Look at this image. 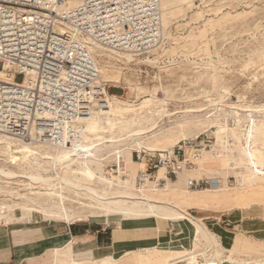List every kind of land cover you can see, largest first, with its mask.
I'll return each mask as SVG.
<instances>
[{
  "label": "rangeland",
  "instance_id": "obj_1",
  "mask_svg": "<svg viewBox=\"0 0 264 264\" xmlns=\"http://www.w3.org/2000/svg\"><path fill=\"white\" fill-rule=\"evenodd\" d=\"M165 1L168 23H163V39L158 47L138 55L132 62L108 55L96 57L104 79L115 85L108 93L112 113L110 119L98 118L97 131L87 123L83 146L120 139L140 127L152 131L142 135V147L135 143L130 151L113 153L121 149V142L115 146L106 142L101 150H93L92 153L106 159L93 163L103 171L96 172L95 178L91 176V183L100 185L101 178L110 177L106 170L117 160L116 155H121L133 174L138 171L133 162H138V152L148 157L185 143L187 156L196 165L185 168L173 178L168 191L162 192L204 222L224 261L231 255L244 264H264V0ZM154 120L158 121L157 126ZM197 148L202 155L195 159L192 156ZM250 149L255 158L249 155ZM41 164L52 167L44 160ZM0 166L19 171L2 151ZM256 166L262 169L259 175L253 172ZM61 173L72 175L67 169ZM164 174L163 169L160 176ZM213 179L218 181L215 187L191 184L208 180L215 185ZM37 184H30L24 177L9 179L0 175V231L15 226L58 230L66 224L63 220L45 219L36 210L27 214L22 206L32 205L17 196L14 189L39 202H59L72 211L91 213L90 200L68 190L60 196L59 185L50 190L45 183ZM214 188L220 192H199ZM162 194L156 192L154 196ZM191 194L199 198L209 196L210 206L189 204ZM8 216L11 221L5 222ZM96 219L88 216L77 221L101 220ZM119 223L122 229L114 249L124 235L132 241L122 244L118 254L77 261L68 247V254L60 257L58 264H169L172 257L192 249H207L202 234L188 221L177 224L157 217L123 221L117 218L110 225L114 228ZM21 231L14 229L18 239L23 237L18 236ZM48 233L55 242L60 241L52 247L53 251L66 246L63 234L51 230ZM53 251L51 264L56 262ZM208 258L200 252L192 260L194 264H203Z\"/></svg>",
  "mask_w": 264,
  "mask_h": 264
},
{
  "label": "built area",
  "instance_id": "obj_2",
  "mask_svg": "<svg viewBox=\"0 0 264 264\" xmlns=\"http://www.w3.org/2000/svg\"><path fill=\"white\" fill-rule=\"evenodd\" d=\"M81 34L113 50L149 53L163 39L162 0H0V137L60 146L84 140L86 118L108 104L115 85ZM186 151L179 143L148 157L138 152L143 167L133 174L117 156L106 172L139 189L163 187L196 165ZM201 155L197 148L192 157Z\"/></svg>",
  "mask_w": 264,
  "mask_h": 264
},
{
  "label": "bare ground",
  "instance_id": "obj_3",
  "mask_svg": "<svg viewBox=\"0 0 264 264\" xmlns=\"http://www.w3.org/2000/svg\"><path fill=\"white\" fill-rule=\"evenodd\" d=\"M165 3L166 1L162 0V6L165 10V12L163 13V23L166 24L168 23V19L165 16L167 10L164 7ZM80 37L83 41L89 44V47L95 58L97 56L101 57L103 55H108L110 57H115L118 60L132 62L137 60L136 57L138 55H142L130 51H118L101 46L83 34H81ZM105 100L108 101V104L106 106L102 108H94L90 116L86 118V134L84 136V140L79 143H74L72 146H60L49 143H30L24 141L23 139L14 138L8 135L0 137V151L7 155V158L14 165V168L19 169V171H16L14 169H7L0 166V175L9 179L24 177L30 180V184L45 183L48 185V187H50V190H53L55 188V185H59L60 191H58L57 193L60 192V196H62L64 190H68L71 191V193L74 192L80 197L82 196L85 199L91 201V204H88V207H90L91 209V213L87 214L85 213V211H72L68 208V206L66 207V204L64 205L59 202L36 201L31 197L21 194L19 190L18 192H16L17 189H14V192L17 193V196L26 199L28 201L27 203H30L32 205L22 206L27 211V214H31V211L36 210L40 212L45 219L63 220L66 223L80 220L83 217L87 218L88 216H92V218L96 217V220L100 218V221H103L107 224L115 221L117 218H120L121 221H123L131 219H150L153 217H157L174 221L177 224L181 223L182 221H188L194 225V228L198 233L202 234L203 238L206 241L207 249H202L200 251L193 250L181 254L176 258L172 257V259H170L169 261V264H176V262H180L182 264H194V261L192 259L194 257L197 258L200 252H202L205 257H209L204 263L202 262L203 264H225L224 262H228V264H244L245 262L238 261L237 259L231 257V255L224 261L221 258L222 255L220 251L216 248L215 237L212 235L210 230L207 229L202 220L196 218V216H193L184 206L177 203V201H173L167 198L164 195V192H160L163 193L162 196H154L156 195V192L153 191L165 190L166 188H168L169 180H171L170 178L167 179L166 185L163 187H148L144 189H139L133 186L129 180H126L122 183L119 181V179L123 181L122 178H101L100 185L91 183V176L95 175V178L96 172L102 173L103 171L102 167H100V170L99 167L95 168L93 166V163H95V161L101 162L106 159L104 156L100 157V155L97 156L95 155V153H92L93 150H101L102 145H104L106 142H112L113 146H115L117 142H121V149L118 148L117 151L113 153L118 154L119 152L130 151L134 148L131 147L132 144L134 145L136 143L138 146L142 147V135L152 131V129L147 130L146 127H140L136 131H133V133L130 132V135L128 133L129 137H127V135L126 137H121L120 139H110L100 143L98 142L97 144L95 143L93 145L83 146V144L86 143L87 123L90 125L93 131H97L98 118L103 120L111 118L112 105L110 104L111 100L108 93ZM151 120L152 119H147V121ZM155 123H158V121L154 120V125H156ZM148 148L151 149L150 147ZM248 153L252 158H255V155L252 153L251 149L248 150ZM117 156L119 157V159L121 158V155H116V158ZM42 160L51 163L52 167L49 168L42 165ZM22 162H27L26 164L29 165L27 166L28 168L26 166H23ZM138 164L139 167H143V163ZM64 169L69 170L72 175L63 176L61 171H63ZM161 171H163V169H161L160 172ZM253 172L256 175H259V172H262V169H259L256 166V171L253 170ZM213 180L216 185V183L218 182L216 181L217 179ZM10 192H13V190H10L9 193ZM199 192H220V189H204L199 190ZM172 198L174 199V197ZM85 206H87L86 203ZM11 218L12 217L9 216L6 217L5 222H9ZM119 232V230L115 231L114 246L119 239ZM71 241H69L66 246L56 249V262L54 264H58L59 258L68 254L70 250H68L67 252L65 251V248L71 246Z\"/></svg>",
  "mask_w": 264,
  "mask_h": 264
},
{
  "label": "crops",
  "instance_id": "obj_4",
  "mask_svg": "<svg viewBox=\"0 0 264 264\" xmlns=\"http://www.w3.org/2000/svg\"><path fill=\"white\" fill-rule=\"evenodd\" d=\"M133 162L136 163V170H138V162L134 160ZM172 181L173 179L169 180L168 185L174 183ZM162 191H168V188L153 192ZM188 196L187 200L189 204L196 203L200 206H210L209 202L211 199L209 196H206L207 198H199L193 194ZM110 223L107 224L103 221H74L66 223L58 230L47 226H15L4 228L0 231V264H51L54 262L52 247L55 244H60V241L55 242L49 235H46L49 234L50 230L58 233V235L63 234L66 238L62 242L69 243L72 240L69 252L77 261L93 259V257L98 258L106 253L118 254L121 245L130 244L132 238L124 235L122 243L117 249H114L115 231L122 228L121 224L113 228ZM15 228L23 231L18 234L19 237L23 236L22 238L18 239L15 236ZM119 233L121 234V232ZM146 244L149 245L150 242ZM56 249H54V252H56ZM193 250L195 251V249L191 251Z\"/></svg>",
  "mask_w": 264,
  "mask_h": 264
}]
</instances>
